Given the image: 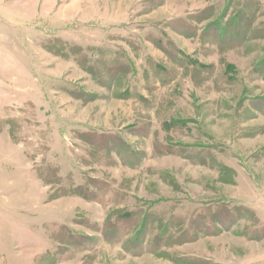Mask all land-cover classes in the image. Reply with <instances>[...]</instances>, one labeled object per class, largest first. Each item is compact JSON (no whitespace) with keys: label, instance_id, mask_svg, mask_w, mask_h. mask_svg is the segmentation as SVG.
I'll use <instances>...</instances> for the list:
<instances>
[{"label":"rangeland","instance_id":"1","mask_svg":"<svg viewBox=\"0 0 264 264\" xmlns=\"http://www.w3.org/2000/svg\"><path fill=\"white\" fill-rule=\"evenodd\" d=\"M0 264H264V0H0Z\"/></svg>","mask_w":264,"mask_h":264},{"label":"trees","instance_id":"2","mask_svg":"<svg viewBox=\"0 0 264 264\" xmlns=\"http://www.w3.org/2000/svg\"><path fill=\"white\" fill-rule=\"evenodd\" d=\"M221 20H223V19H221ZM230 24V23H229ZM240 25L238 24V23H235V22H232V25L229 27V28H231V33H233V31L235 30V31H238V30H240V27H239ZM246 30V27H245V29H244V31ZM232 35V34H231ZM229 36V39L232 37V36ZM247 39H250V37H247V36H241V37H239V39H238V41H237V45L238 44H240V43H242V41H244V40H247ZM229 45H235L234 43H229V42H227Z\"/></svg>","mask_w":264,"mask_h":264}]
</instances>
